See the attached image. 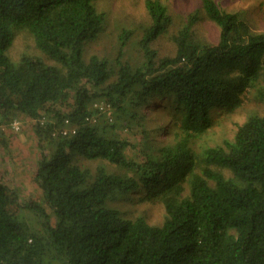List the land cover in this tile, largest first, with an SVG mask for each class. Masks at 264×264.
<instances>
[{
  "label": "trees",
  "instance_id": "1",
  "mask_svg": "<svg viewBox=\"0 0 264 264\" xmlns=\"http://www.w3.org/2000/svg\"><path fill=\"white\" fill-rule=\"evenodd\" d=\"M96 1L0 0V129L31 121L43 194L22 201L0 179V264H264V114L222 143L199 142L214 108L236 109L250 93L264 103V31L203 0L218 41L194 32L196 14L174 36L175 55L160 56L153 42L172 18L146 0L139 63L122 49L86 58L107 21ZM21 31L54 62L14 60ZM150 110H167V122L154 127ZM163 132L173 140L160 143ZM82 159L99 160L95 172ZM142 190L163 203L160 225L110 203Z\"/></svg>",
  "mask_w": 264,
  "mask_h": 264
},
{
  "label": "rangeland",
  "instance_id": "2",
  "mask_svg": "<svg viewBox=\"0 0 264 264\" xmlns=\"http://www.w3.org/2000/svg\"><path fill=\"white\" fill-rule=\"evenodd\" d=\"M168 7L172 23L168 30L153 42L160 56H174L177 45L174 36L185 23L197 14L193 25L194 32L208 42L215 43L219 39L220 27L209 18L202 7L203 0H162ZM229 11H241L251 26L257 31H264V0H216ZM96 6L105 11L107 21L103 31L96 40L88 43L86 58L99 54L114 59L122 49L123 59L137 64L143 59L140 39L152 20L146 8V0H97ZM130 34L126 45L122 46L120 35ZM9 54L18 60L24 54L39 56L53 63L37 45L33 35L28 31L16 34ZM264 114V103L250 93L242 106L236 109L217 107L213 110L214 124L211 130L199 142L202 144H219L225 138H233L239 123L250 113ZM152 125L166 123L169 117L167 110L153 111ZM2 128V127H1ZM160 143L173 140L172 135L160 134ZM40 157L39 139L32 123L26 116L20 115L16 121L6 128L0 129V179L19 189L22 201L30 199L43 202V194L35 180L37 162ZM99 160L82 159L83 166L95 172ZM227 174L228 170L223 169ZM143 190L130 192L126 199H114L110 203L118 205L131 218L144 216L150 223L160 225L166 215V209L158 200L145 199ZM32 219L34 212L27 211Z\"/></svg>",
  "mask_w": 264,
  "mask_h": 264
}]
</instances>
